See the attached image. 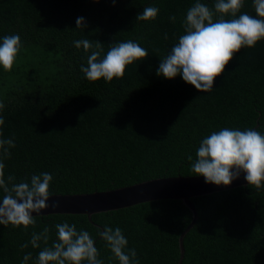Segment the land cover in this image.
<instances>
[{
    "label": "trees",
    "instance_id": "16d2710c",
    "mask_svg": "<svg viewBox=\"0 0 264 264\" xmlns=\"http://www.w3.org/2000/svg\"><path fill=\"white\" fill-rule=\"evenodd\" d=\"M195 2L0 0V43L18 34L22 45L11 71L0 67L5 105L0 138H14L16 145L3 159L5 178L11 174L21 182L47 172L53 176L51 195H80L196 177L201 175L191 166L197 149L213 131L251 128L264 134V40L235 53L210 92L197 91L180 75L170 80L157 75L160 60L184 34L183 21ZM199 2L214 10L215 0ZM148 6L159 9L157 17L136 20ZM241 13L255 16L252 0H244ZM79 17L84 30L76 28ZM81 39L100 42L102 57L126 41L149 54L128 65L122 78L90 81L80 71L90 51L73 43ZM191 201L198 220L184 238L182 264H264V187L247 185ZM36 220L27 230L0 225V264H24L28 253L27 264H35L44 245H21L47 226L50 246L57 239L55 225L63 222L90 233L104 264H118L97 235L105 226L122 230L138 264H179L180 239L194 214L182 201L166 199L92 217L55 214Z\"/></svg>",
    "mask_w": 264,
    "mask_h": 264
},
{
    "label": "clouds",
    "instance_id": "9594fccd",
    "mask_svg": "<svg viewBox=\"0 0 264 264\" xmlns=\"http://www.w3.org/2000/svg\"><path fill=\"white\" fill-rule=\"evenodd\" d=\"M243 6L244 0H215L213 10L197 0L187 10L183 21L184 34L170 53L160 60L157 75L169 80L180 75L197 91L210 92L215 78L224 72L235 53L242 47L252 48L258 41L264 40V0H252L255 16L241 13ZM158 12L157 7H145L136 20H154ZM216 13L219 18L214 21ZM226 15L231 19H224ZM169 19L175 22L176 17ZM86 27L84 18H77L76 28L84 30ZM73 43L78 49L82 47L85 52L90 51L87 66L82 65L80 69L90 81L103 78L110 82L113 78H122L128 65L149 54L133 41L112 45L103 57V47L98 41L93 43L81 39ZM21 46L18 34L2 38L0 67L3 70L11 71ZM4 107V103L0 102V111ZM3 124L4 119L0 116V126ZM15 146L14 138H0V190L3 193L0 197V225L23 226L27 230L37 223L32 213L39 214L48 207L46 201L51 195L49 186L53 176L43 172L21 182H16L11 174L5 178L3 159L11 157L10 149ZM187 159L191 161L193 158L188 156ZM191 170L194 175L203 176L206 183L224 186L230 185L244 172L248 185L261 189L264 187V134L251 128L238 130L225 127L213 131L201 140ZM55 229L57 239L50 246V229L47 226L40 232H33L30 241L21 245L22 248H27L29 244L33 248L44 245L35 264H104L98 259L99 252L88 231H77L75 224L67 222L56 224ZM97 235L106 242L118 264H138L135 249H127L128 241L119 227L105 226L103 230H98ZM30 259L31 253H28L23 257L24 264Z\"/></svg>",
    "mask_w": 264,
    "mask_h": 264
},
{
    "label": "water",
    "instance_id": "95a60500",
    "mask_svg": "<svg viewBox=\"0 0 264 264\" xmlns=\"http://www.w3.org/2000/svg\"><path fill=\"white\" fill-rule=\"evenodd\" d=\"M245 175L244 172H241L239 177L228 186L206 183L203 176H196L156 179L131 187L93 194L50 195L46 201L48 207L41 210L39 214L32 213V215L37 217V215L80 214L92 217L95 214L129 208L141 203L166 199L180 200L194 214L191 226L180 239L181 259L179 264H182L185 254L184 238L198 220L197 210L191 199L215 192L246 187L248 183L244 178ZM54 204L55 207H53Z\"/></svg>",
    "mask_w": 264,
    "mask_h": 264
}]
</instances>
